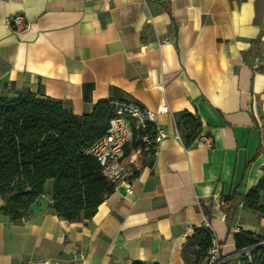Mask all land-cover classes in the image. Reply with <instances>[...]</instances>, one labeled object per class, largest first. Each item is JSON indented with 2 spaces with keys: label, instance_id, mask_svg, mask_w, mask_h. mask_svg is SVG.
<instances>
[{
  "label": "crops",
  "instance_id": "1",
  "mask_svg": "<svg viewBox=\"0 0 264 264\" xmlns=\"http://www.w3.org/2000/svg\"><path fill=\"white\" fill-rule=\"evenodd\" d=\"M39 86L76 114L100 98L166 105L165 136L145 164H123L90 218L62 219L48 192L21 221L0 211V264H186L196 227L237 254L224 197L263 173L264 0H0V91ZM183 110L200 118L191 146Z\"/></svg>",
  "mask_w": 264,
  "mask_h": 264
},
{
  "label": "trees",
  "instance_id": "2",
  "mask_svg": "<svg viewBox=\"0 0 264 264\" xmlns=\"http://www.w3.org/2000/svg\"><path fill=\"white\" fill-rule=\"evenodd\" d=\"M119 102H124L117 100ZM115 114V104L108 98L93 103L89 113L76 114L54 97L43 95L41 88L0 91V194L4 203L1 213L12 221L30 215V205L47 192L49 208L66 221L90 218L104 197L113 191L115 181L106 177L88 147L106 130ZM132 138L125 143L121 162L145 164L144 134H153L150 120L142 124L127 117ZM175 125L187 146L194 145L201 132L200 118L187 110L175 117ZM140 149V153L136 151ZM255 186L245 194L224 197L225 220L238 197L247 207L256 209L264 218V166ZM132 173H136L135 170ZM52 180L50 191L46 183ZM213 233L209 228L196 227L183 245L186 264H203L211 245ZM250 230L233 233L236 250L264 241ZM195 246V247H194ZM260 250V254L258 251ZM240 264H264V245L253 250V259L240 257ZM229 259L220 264H229ZM133 264H158L134 261Z\"/></svg>",
  "mask_w": 264,
  "mask_h": 264
},
{
  "label": "built area",
  "instance_id": "3",
  "mask_svg": "<svg viewBox=\"0 0 264 264\" xmlns=\"http://www.w3.org/2000/svg\"><path fill=\"white\" fill-rule=\"evenodd\" d=\"M21 20L22 15L15 14L6 17L5 23L9 27L17 29L21 25ZM113 103L115 104V114L109 119V124L105 132L88 147V152L97 159L103 174L116 183L126 175L121 157L125 143L132 138V128L127 117L135 118L141 124L145 120H150L154 123L157 113L165 112L167 107L166 105H162L156 111H152L142 107L134 100L124 102L113 101ZM154 125L155 131L153 134H144L142 136L144 150L148 157L155 153L158 142L165 136V133L155 123ZM176 136L180 137L178 132ZM126 190L130 192L128 182L126 184ZM220 204L222 205L223 202L220 201ZM263 245L264 241H261L255 245L240 249L237 254L240 257H246L247 260H252L253 250H257ZM258 254H260V250ZM225 259L226 257L221 254L217 241L212 238L211 245L203 259V264H220Z\"/></svg>",
  "mask_w": 264,
  "mask_h": 264
},
{
  "label": "rangeland",
  "instance_id": "4",
  "mask_svg": "<svg viewBox=\"0 0 264 264\" xmlns=\"http://www.w3.org/2000/svg\"><path fill=\"white\" fill-rule=\"evenodd\" d=\"M263 200L264 196L260 198V201ZM229 224L231 226V230H250L254 233V235H259L260 238L264 239V218L261 217L260 213L256 209L247 207L243 200L235 202L230 213ZM228 261L229 264L242 263L238 254L230 257Z\"/></svg>",
  "mask_w": 264,
  "mask_h": 264
},
{
  "label": "water",
  "instance_id": "5",
  "mask_svg": "<svg viewBox=\"0 0 264 264\" xmlns=\"http://www.w3.org/2000/svg\"><path fill=\"white\" fill-rule=\"evenodd\" d=\"M239 252V250H236V253H238Z\"/></svg>",
  "mask_w": 264,
  "mask_h": 264
}]
</instances>
